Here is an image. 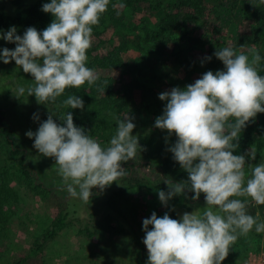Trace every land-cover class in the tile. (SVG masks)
Instances as JSON below:
<instances>
[{"label": "clouds", "instance_id": "clouds-1", "mask_svg": "<svg viewBox=\"0 0 264 264\" xmlns=\"http://www.w3.org/2000/svg\"><path fill=\"white\" fill-rule=\"evenodd\" d=\"M109 3L50 0L41 10L54 19L42 32L28 27L21 36L15 26L6 33L0 30V38L15 44L13 50L0 51V60L4 64L15 61L34 82L18 87L14 96L34 95L38 104L47 106L68 88L94 85L99 75L86 66L87 52L92 46L93 26L99 24ZM259 3L264 5V0ZM249 51L251 59L232 47L219 49L214 55L223 62L224 70L207 71L184 89L173 87L158 96L167 103L154 127L167 130L166 143L175 135V143L167 150L188 174L180 182L165 181L168 191L158 192L159 201L167 207L174 196L187 199L188 193H194L190 198L198 201L204 194L205 208L184 212L179 219L167 212L162 217L152 212L144 218L146 264H221L239 237L248 236L253 229L264 233L260 211L249 213L252 205L264 206V162L250 165L246 172V157L255 160L256 153L233 154L239 148L242 130L258 113H264V76L259 71L262 57L255 47ZM62 106L83 110L84 101L71 95ZM54 116L49 111L35 132L25 133L34 138L33 148L38 152L31 159L36 162L40 155L54 158L61 190L88 205L92 189L102 192L125 178L128 173L122 164L135 160L143 150L133 135L134 117H114L116 132L108 146L102 147L85 128L74 124L71 112L60 119L62 124ZM32 119L39 121V114L34 113Z\"/></svg>", "mask_w": 264, "mask_h": 264}, {"label": "trees", "instance_id": "trees-1", "mask_svg": "<svg viewBox=\"0 0 264 264\" xmlns=\"http://www.w3.org/2000/svg\"><path fill=\"white\" fill-rule=\"evenodd\" d=\"M240 2L241 0H110L108 10L102 14L99 24L93 26L92 46L87 52L86 66L94 69L99 79L92 86L86 83L80 89L68 88L55 103H49L57 121L62 124L61 120L66 112H71L76 126L85 128L90 136L101 143L102 147H107L117 128L114 117L124 118L130 112L137 94L139 101L143 104L154 98L155 91L145 86L131 71L134 65L136 66L135 53L140 51L139 37L134 45L131 39L136 37L135 34L128 39L127 35L121 34L122 31L116 30L114 20L121 4L124 8H134L144 12L142 17L138 21L131 22V25L133 27L144 25L143 29L147 33L143 44L149 51L163 56L168 54L174 58V65L180 66L183 70L184 77L179 82L185 87L194 83L192 77L195 72L213 71L215 73L218 70H224L223 62L215 57L214 52L225 47H232L237 53L249 55L250 59L249 49L255 47L262 57L259 71L260 75L264 76V5H261L259 0H255L254 11L251 15H242L231 38L228 37L227 29L222 24L224 12L238 8ZM44 3H50V0H7L4 7L0 9V30L7 32L11 26H15L20 33H24L28 27H35L38 32H42L54 19L51 13L41 10ZM113 5L116 7L114 8ZM129 31L131 27L125 30L126 33ZM190 40L193 41V46L189 48L193 51V57L185 61L180 60L174 53V48L183 46ZM194 52L200 55L195 56ZM208 56L212 57L210 61L204 59ZM20 71L22 72L21 69ZM23 74L33 82L30 74ZM99 89L105 91L102 92ZM71 95H77L84 101L83 110L62 106V102ZM259 120L264 121V113H258L255 120L242 130L239 148L233 154L248 152H244V145L251 141L253 134L251 124ZM167 135V130L156 128L155 133L139 139L143 150L136 159L141 162L135 163L131 160L122 164V167L126 168L128 174L133 170L138 171L141 177L127 180L128 182L122 190H119V193L142 186L155 191L158 197L160 190L168 191V185L164 183L168 181V173L174 174V183L188 178L187 172L174 161L173 154L167 150L175 143L176 137L173 134L166 143ZM0 141L8 147L7 159L17 165L25 187L30 193L42 195L45 201L50 194L62 196V198L67 195L66 189L61 190L62 186L54 188L46 175L35 171L28 154L16 138L15 130L4 118V112L1 109ZM252 148L256 158L251 160L246 157L248 162L245 164L246 172H250V165L254 166L263 162L264 141H256ZM4 174L5 172L0 169V192L5 184ZM152 176H156L157 179L154 180ZM97 193L99 196L102 192L98 190ZM115 194L118 192L113 193L107 206L100 208L102 218L92 212L88 213V217L92 220L99 218L96 226L104 233L112 236H127L140 248L142 253L140 264H145L146 251L134 228L137 218L135 214L127 213L113 205ZM179 197L178 204L176 203L178 198H174L166 207L173 219H179L184 212L197 210L202 212L205 208L204 197L198 201H193L190 197L186 199L183 195ZM95 199L93 195L88 205H84L78 199L72 198L68 204L74 206L75 211L86 210L87 206H94ZM3 204L5 201L0 200V210ZM57 204L61 203L57 202ZM72 219L67 208H59L44 232L35 237L26 252L11 264H29L42 257L46 243L71 225ZM81 225L78 224L77 235L92 238L94 234L89 227Z\"/></svg>", "mask_w": 264, "mask_h": 264}, {"label": "rangeland", "instance_id": "rangeland-1", "mask_svg": "<svg viewBox=\"0 0 264 264\" xmlns=\"http://www.w3.org/2000/svg\"><path fill=\"white\" fill-rule=\"evenodd\" d=\"M6 1L0 0V9L4 7ZM254 8L255 0H241L238 8L228 9L227 12H224L222 24L227 29L228 37L234 36V28L239 24L242 15H251ZM143 14L144 12L134 8L123 7L120 8L114 20L116 30L122 31L121 34L127 35L128 39L135 34L136 37L131 39L134 45L137 37H139L140 51L135 53L136 66L134 65L131 71L145 86L155 91L154 98L146 104L139 101L137 94L134 103L131 105V110L128 112L129 116L134 117L132 122L136 125L133 135L139 139L156 132L155 119L163 114V108L167 103L158 98L159 94L170 91L173 87L185 88L179 82L184 77L183 70L180 66L174 65V58L168 54L163 56L160 53L149 51L143 44L147 33L143 29L144 25H137L138 27L131 25V22L138 21ZM130 27L131 31L126 33L125 30ZM16 34L23 35L19 31ZM192 44L193 41H187L183 46L174 48V53L179 56L180 60H189L193 57V51L189 49L193 46ZM3 48L13 50L15 44L0 38V51ZM197 54L200 55L198 52H194L195 56ZM202 74L204 72H195L192 77L193 81L199 79ZM32 84L33 82L17 68L15 61L4 64L0 60V109L4 112V118L15 130L16 138L22 149L28 154L35 171L38 174L46 175L53 187L57 188V186H62V180L57 175L54 158L40 155L39 160L33 162L31 157L38 155L37 150L33 148L34 138L30 139L25 135L29 130L35 132L39 123L47 119L49 111L53 112L52 108L49 105L38 104L34 95L27 97L25 94L23 97L17 98L13 94L18 87H28ZM34 113L39 114V121L32 119ZM53 119L59 123L56 116ZM251 127L252 138L250 145H244V152H251L256 141H264V121L259 120L257 123L251 124ZM8 153V147L0 141V169L5 172V184L0 192V200L5 201L0 210V264H11L22 256L30 247L33 239L48 227L50 220L59 211V208H67L71 219L73 218L72 224L56 238L47 242L42 257L31 261L29 264H40L42 261L44 264H140L142 253L134 242L127 236H112L100 231L96 226L99 218L92 220L88 217V213H97V217L102 218L100 208L107 206L113 193L118 192L114 195L113 205L122 208L127 213L135 214L137 219L134 228L142 242L145 236L142 228L143 219L149 218L152 212H156L158 217H162L168 211L159 201L155 191L149 188L141 186L119 193V190H122L128 181L140 178L141 173L133 170L125 178L118 181L119 184L114 182L99 196L98 189H92L93 195L96 197L94 206H87L86 210L75 211L76 208L68 204L72 200L68 193L63 198L50 194L46 201L42 195L30 193L25 187L24 179L17 165L7 159ZM134 162H141V160L136 159ZM146 169L148 170V168ZM152 177L154 180L157 179L156 176ZM173 178L174 174H167L168 181H173ZM187 195L191 197L194 193ZM203 197L204 194H201L200 199ZM174 198H178L176 202L178 204L180 202L179 195L174 196L171 200ZM57 202L61 204H57ZM256 211H260L261 222H264V206L252 205L249 207L250 214L255 215ZM78 224L87 225L94 234L92 238L77 235ZM151 227L150 225L149 230ZM143 248L146 251V264L148 253L144 244ZM221 264H264V233L258 234L253 229L248 236L239 237Z\"/></svg>", "mask_w": 264, "mask_h": 264}]
</instances>
